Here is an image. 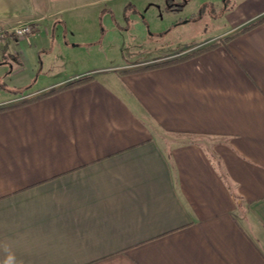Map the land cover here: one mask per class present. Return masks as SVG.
<instances>
[{"label": "crops", "instance_id": "crops-1", "mask_svg": "<svg viewBox=\"0 0 264 264\" xmlns=\"http://www.w3.org/2000/svg\"><path fill=\"white\" fill-rule=\"evenodd\" d=\"M100 2L0 0V26L33 29L0 42V99L30 96L0 108V261L264 264V21L241 32L264 0H232L209 39L227 42L155 68L139 57L193 46L157 44L177 9L154 15L158 51L109 57L128 28Z\"/></svg>", "mask_w": 264, "mask_h": 264}, {"label": "rangeland", "instance_id": "rangeland-1", "mask_svg": "<svg viewBox=\"0 0 264 264\" xmlns=\"http://www.w3.org/2000/svg\"><path fill=\"white\" fill-rule=\"evenodd\" d=\"M231 1L232 0H101V8H110L115 12V17H111L112 21H116L115 26L118 29L121 28L120 30L128 28L127 31L122 30V32H120L118 30H113L110 32V38L106 39V41H109L111 47L109 48L105 46L101 51L111 57L113 54L111 48L115 45L118 51H126V48L131 47L130 49L132 50L138 48L136 51H140L142 54L143 52L141 51H148L145 54H153L154 51L158 50L145 48H148L151 45L154 46L157 41L151 39V34L156 30L154 22L155 20H160L154 18V15H156V11L162 12L175 8L177 9L175 12L176 15H171L170 20H168L167 17V21H172L173 19L178 18L176 19V21L178 20L177 23L173 24L177 26L170 31H168L169 27L164 29L163 32H167V34L164 40L158 41L157 44H160L161 46L159 48L164 50L177 48V46L181 44H192L193 46L175 51V53L167 55L166 57H159L158 61L140 56L137 63L152 66L163 61H169L171 59L191 54L200 49L206 48L209 45L216 44L219 40L223 39L220 38L216 43L209 40L210 37H212L211 35H214L219 27L222 26L221 17L228 10ZM132 4H134L135 8L129 6ZM123 11L125 16H127L126 19L124 18ZM140 14L141 16L146 15L147 17H141ZM164 20L166 19L164 18ZM147 21H149L150 27H148ZM165 23L167 24L168 22ZM166 24H164V26ZM107 48H109V50ZM115 53L117 55L116 49ZM1 70L2 69L0 68V72ZM0 76L2 77L3 75L0 74ZM28 97H12L8 99V101H2V99H0V108L15 104ZM164 142L166 145L167 141L165 140Z\"/></svg>", "mask_w": 264, "mask_h": 264}, {"label": "trees", "instance_id": "trees-1", "mask_svg": "<svg viewBox=\"0 0 264 264\" xmlns=\"http://www.w3.org/2000/svg\"><path fill=\"white\" fill-rule=\"evenodd\" d=\"M129 6L132 7V8H135L134 5H129ZM127 8H129V7H127ZM127 8H126V9H127ZM172 9H175V8H172ZM124 18L126 19L127 16H125ZM195 18H196V17H195ZM262 21H264V17L260 18V20L254 22V23H252V24H249V25L245 26L244 28H242L241 32L248 30L249 28L253 27L254 25H256V24H258V23H260V22H262ZM230 38H231V37L223 38V39L219 40L218 43H216V44L209 45V46H207L206 48L200 49V50H198V51H196V52H193V53H191V54L185 55V56H183V57H178V58H176V59H171V60H169V61H163V62L158 63V64H156V65L149 66L148 68H155V67L165 66V65H169V64H173V63H177V62L184 61V60H186V59H188V58H190V57H192V56H194V55H196V54H198V53H200V52H203V51H205V50H208V49L214 48V47H216V46L219 45V44H223V43L227 42ZM89 79H90L89 76H84V77H81V78H79V79H77V80H75V81H72V82H70V83L64 85L62 88H67V87H70V86H73V85H77V84H80V83L86 82V81H88ZM55 91H56V90L49 91V92H47V93L42 94L40 97H44V96L50 95V94L54 93ZM20 104H23V102H21Z\"/></svg>", "mask_w": 264, "mask_h": 264}, {"label": "built area", "instance_id": "built-area-1", "mask_svg": "<svg viewBox=\"0 0 264 264\" xmlns=\"http://www.w3.org/2000/svg\"><path fill=\"white\" fill-rule=\"evenodd\" d=\"M32 32L33 29L31 24H23L12 29H6L0 26V42H2L8 34L20 39L30 36Z\"/></svg>", "mask_w": 264, "mask_h": 264}, {"label": "clouds", "instance_id": "clouds-1", "mask_svg": "<svg viewBox=\"0 0 264 264\" xmlns=\"http://www.w3.org/2000/svg\"><path fill=\"white\" fill-rule=\"evenodd\" d=\"M4 252L6 253L3 261H0V264H22V262L17 260V257L14 252H12L7 245H4Z\"/></svg>", "mask_w": 264, "mask_h": 264}]
</instances>
